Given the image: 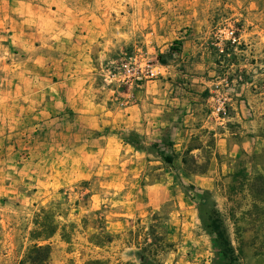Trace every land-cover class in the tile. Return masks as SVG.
<instances>
[{
    "label": "rangeland",
    "instance_id": "1",
    "mask_svg": "<svg viewBox=\"0 0 264 264\" xmlns=\"http://www.w3.org/2000/svg\"><path fill=\"white\" fill-rule=\"evenodd\" d=\"M237 5L0 0V264H20L35 242L51 243L49 264H142L141 252L146 264H225L200 210L213 204L239 262L264 264V113L239 128L210 110L199 124L178 112L198 91L179 32L200 16L215 63L220 30L239 27ZM80 58L83 75L70 66ZM218 63L202 92L230 70ZM150 113L169 124L147 134ZM254 137L257 150L242 146ZM43 208L57 233L36 240ZM104 230L113 238L98 244Z\"/></svg>",
    "mask_w": 264,
    "mask_h": 264
},
{
    "label": "crops",
    "instance_id": "2",
    "mask_svg": "<svg viewBox=\"0 0 264 264\" xmlns=\"http://www.w3.org/2000/svg\"><path fill=\"white\" fill-rule=\"evenodd\" d=\"M235 2L238 5L234 6L237 12L234 13L233 17H235V21L239 23L238 34L242 41L248 45V52L251 54L247 52L249 55H237L235 58L236 64L234 66L228 65L231 71L241 67L248 73V81L240 85V91L234 99L231 118L228 122H230V124L240 125L238 126L239 128H248L249 126L254 127L257 125L259 122L257 115L264 113V91L258 86L261 85V81L264 80V73H262L263 70L261 69V66L264 64V0H235ZM202 22L201 17L196 15L190 33H186V30H181L178 37L182 43V61L190 62L195 66L193 71L196 72V75L192 76V82L198 90L196 93H188L187 95L181 96L180 103H178V108H180L178 112H191L190 116H192L194 120H198L197 124L203 120V111L206 109L207 113V111L210 110L208 101L212 88L209 89L208 92H202L204 89L201 90L200 88L205 87L202 86L201 82L206 81V72H208V76L214 75V72H216L214 69L216 67V62L218 63V59H216L214 63L210 57V51H208L210 45V31L208 27H203ZM158 32H160V30L157 31V28L154 27L153 33L158 34ZM83 36L86 40L90 38L88 37L89 34H83ZM87 46H89V43H87ZM85 50L86 52L88 51V49ZM86 54L82 55L83 58H85ZM80 60L82 59L80 58L79 61ZM73 65H75L76 70H79L81 75L84 74L85 71L82 69L80 70V66H84V62L80 61L79 64H70L71 68ZM212 66L213 69H210ZM74 75L75 73L72 72L69 80L73 79ZM216 80L217 77L213 80L212 84H214ZM254 83H258V85ZM161 110V108L158 110V115L160 116L163 115V113L160 112ZM247 111L252 114V120L247 118ZM153 116L154 114L150 113V116L148 114V117H146L149 121V128L148 130L146 129L147 134H150L151 127H154V133L157 131L156 128L160 126H164L165 128L167 124H169L167 119H156ZM258 143L259 137H254L252 142H246L242 146L251 145L257 150Z\"/></svg>",
    "mask_w": 264,
    "mask_h": 264
},
{
    "label": "trees",
    "instance_id": "3",
    "mask_svg": "<svg viewBox=\"0 0 264 264\" xmlns=\"http://www.w3.org/2000/svg\"><path fill=\"white\" fill-rule=\"evenodd\" d=\"M176 44H181V41H175ZM175 49V45L171 46ZM130 143L134 144L130 141ZM164 160L169 164H173L175 157L173 154L161 153ZM264 180V175H260ZM192 187H194L192 185ZM195 188V187H194ZM204 193H208V190H203ZM201 204V203H200ZM205 206V205H204ZM204 214H202V219L207 221V226L211 233L215 235L214 241L216 245L220 248L218 253V260L224 262L225 264H241L239 258L236 255V249L232 244L231 238L229 236L227 227L222 218L220 210L217 208L216 204H213L209 209H200ZM53 208L46 209L43 208L41 212L37 215L35 221L36 228L33 231V237L36 240L44 238L45 240L51 238L57 233V224L55 221H50L53 215ZM113 238L112 233L104 230L102 233L98 234L97 241L98 244H102L106 241H111ZM51 243H33L26 256L21 260L20 264H49L52 254ZM140 260L142 264L146 262H152V259L146 256V253H139ZM216 261H214L215 264ZM126 264H135L133 262H128Z\"/></svg>",
    "mask_w": 264,
    "mask_h": 264
},
{
    "label": "built area",
    "instance_id": "4",
    "mask_svg": "<svg viewBox=\"0 0 264 264\" xmlns=\"http://www.w3.org/2000/svg\"><path fill=\"white\" fill-rule=\"evenodd\" d=\"M216 45L219 50V62L222 65L234 66L236 64L237 55H249L248 45L242 41L238 34V29L231 25L220 30ZM247 52L249 54H247ZM150 66V65H149ZM264 73V64L261 66ZM227 70L223 75H219L210 90L209 107L210 115L219 121L225 122L230 120L231 111L235 97L240 91V85L247 82L246 70L244 68H237L234 71ZM147 77H152L157 74L156 69L152 68L146 71ZM258 85V83H254ZM259 86V85H258ZM261 88V87H259Z\"/></svg>",
    "mask_w": 264,
    "mask_h": 264
}]
</instances>
